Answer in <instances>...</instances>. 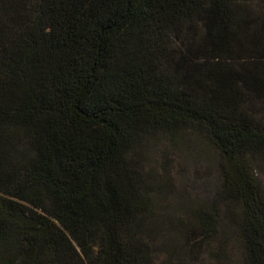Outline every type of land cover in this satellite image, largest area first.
<instances>
[{"label": "trees", "instance_id": "obj_1", "mask_svg": "<svg viewBox=\"0 0 264 264\" xmlns=\"http://www.w3.org/2000/svg\"><path fill=\"white\" fill-rule=\"evenodd\" d=\"M194 141L217 188L161 212ZM262 159L264 0H0V264H178L234 207L264 264Z\"/></svg>", "mask_w": 264, "mask_h": 264}, {"label": "rangeland", "instance_id": "obj_2", "mask_svg": "<svg viewBox=\"0 0 264 264\" xmlns=\"http://www.w3.org/2000/svg\"><path fill=\"white\" fill-rule=\"evenodd\" d=\"M167 146V145H166ZM163 149L166 150L164 155ZM147 160L151 166L158 168V177L170 176L169 192L160 198V211L168 214L186 216L187 206L192 202L210 200L219 182V159L216 151L206 142H189L181 149L165 147L159 143ZM167 169V170H166ZM253 173L264 185V159L253 163ZM238 208L230 210V215L222 212L218 233L205 247L197 253L187 254L179 264H242L243 247L238 230ZM200 242V237L195 239ZM165 255L160 253V257Z\"/></svg>", "mask_w": 264, "mask_h": 264}]
</instances>
